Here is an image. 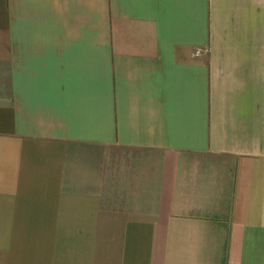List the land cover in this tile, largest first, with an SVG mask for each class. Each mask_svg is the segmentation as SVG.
<instances>
[{"label":"crops","instance_id":"0c3cea01","mask_svg":"<svg viewBox=\"0 0 264 264\" xmlns=\"http://www.w3.org/2000/svg\"><path fill=\"white\" fill-rule=\"evenodd\" d=\"M0 264H264V0H0Z\"/></svg>","mask_w":264,"mask_h":264},{"label":"built area","instance_id":"2783aa9c","mask_svg":"<svg viewBox=\"0 0 264 264\" xmlns=\"http://www.w3.org/2000/svg\"><path fill=\"white\" fill-rule=\"evenodd\" d=\"M195 53H200V50H196Z\"/></svg>","mask_w":264,"mask_h":264}]
</instances>
